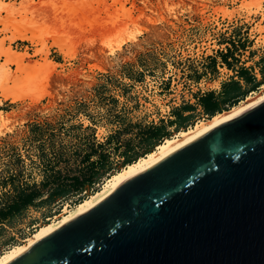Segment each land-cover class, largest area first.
<instances>
[{
    "label": "rangeland",
    "instance_id": "1",
    "mask_svg": "<svg viewBox=\"0 0 264 264\" xmlns=\"http://www.w3.org/2000/svg\"><path fill=\"white\" fill-rule=\"evenodd\" d=\"M0 4L30 17L28 35L36 37L13 39L0 25L3 50L27 56L11 63L0 50V209L22 189L41 194L0 223V254L98 191L126 159L144 155L155 141L148 127L163 125L161 142L218 112L206 113L199 99L218 95L223 83L238 82L242 96L223 102L222 110L264 84V0ZM56 185L66 196L42 200Z\"/></svg>",
    "mask_w": 264,
    "mask_h": 264
},
{
    "label": "water",
    "instance_id": "2",
    "mask_svg": "<svg viewBox=\"0 0 264 264\" xmlns=\"http://www.w3.org/2000/svg\"><path fill=\"white\" fill-rule=\"evenodd\" d=\"M6 264H264V101L126 179Z\"/></svg>",
    "mask_w": 264,
    "mask_h": 264
},
{
    "label": "bare ground",
    "instance_id": "3",
    "mask_svg": "<svg viewBox=\"0 0 264 264\" xmlns=\"http://www.w3.org/2000/svg\"><path fill=\"white\" fill-rule=\"evenodd\" d=\"M0 7H1L0 12L3 10V12L5 11L8 13L6 17L4 18L0 17V25L3 26L1 31H7L10 29L12 30L13 33V37H12L13 39H21L35 43L36 37L34 35L31 36L28 35L29 28L33 24V21L30 19V17L24 15L22 16V13L20 12L23 11H19V10L15 11V9L13 8L11 9L10 5L4 6L3 4ZM76 10L77 9H72V10L70 9V13H73ZM109 13L111 14V12ZM17 16H21V19L17 20L16 19ZM55 43L58 46L61 45V42L59 40L55 41ZM3 46H4V39H1L0 50H2V52L5 53L6 56H9L10 58L9 61L11 63H18L21 62L23 59L27 58L25 54L24 55L18 54L12 51L8 47H7L8 49L3 50ZM31 66H33L34 68L35 64L33 63V65ZM1 70L7 72V70L5 71V69L2 67ZM259 88H260L259 91H253L250 94H247L243 99L238 101L236 104L230 106L228 109L215 112L210 118L199 120L195 124L189 126L188 128L181 129L175 132L174 134H172L171 136L164 138L161 142L155 145L152 150L146 152L144 155L138 157L133 162L128 163L120 170L111 174L109 177L106 178V180L101 185L98 191H95L94 193L83 198L80 202H78L71 208L65 207L62 210V212L59 215H57L54 219L43 225L42 224L39 225L31 235H29L21 242V244L13 246L9 250L5 251L3 254H0V264L8 263L17 255H19L21 252H23L36 239H38L39 237L51 231L55 227L74 218L75 216L81 214L82 212L86 211L87 209L95 205L97 202H99L103 197H105L108 193H110L115 187H117L120 183H122L126 179L145 170L146 168L153 165L154 163H156L157 161H159L160 159H162L172 151L188 143L189 141L196 138L197 136H199L209 128L213 127L214 125L218 124L219 122L231 118L264 101V84H262L261 87ZM5 94H6L5 96H8L7 93ZM12 98L13 101L19 100L18 96H12Z\"/></svg>",
    "mask_w": 264,
    "mask_h": 264
},
{
    "label": "trees",
    "instance_id": "4",
    "mask_svg": "<svg viewBox=\"0 0 264 264\" xmlns=\"http://www.w3.org/2000/svg\"><path fill=\"white\" fill-rule=\"evenodd\" d=\"M229 49H227L226 53H221V57L224 60V62H227V53ZM246 73V69H241L239 71V76L243 77ZM253 87H258V85H253ZM237 90H240V85L236 81H230L227 83H223L222 85V91L218 93V95H215L214 92H209L202 97H200L199 102L202 106L203 110L206 113L214 112V111H222V103L229 101V100H236L239 96H242L241 93H237ZM180 116L177 113V117L174 120H170L169 124L170 126L174 125L177 120H179ZM163 125L161 126H150L148 127L149 138L154 136L153 142H151V146L149 147L148 151L152 150V147L156 145L161 138H163ZM147 151V152H148ZM104 156V155H103ZM88 159V157H87ZM126 164L130 163V159H126ZM78 181V179H75V182ZM82 188V187H80ZM26 189H22L21 191H18L16 195L14 196V199L11 201L10 204H8L6 207H3L0 209V223L3 221H8L11 219L15 214L21 213L23 210L27 209L28 207L34 206L35 201L41 198V194L38 190H32L25 191ZM82 190V189H79ZM86 189H83V191ZM68 191L64 189L61 185H56L53 187L49 193L46 195L44 200L48 203H55L59 201L60 199L64 198Z\"/></svg>",
    "mask_w": 264,
    "mask_h": 264
}]
</instances>
